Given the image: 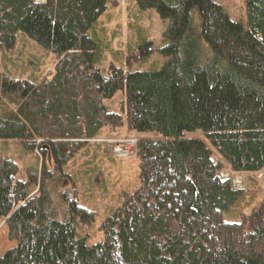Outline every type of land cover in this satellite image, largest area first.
Listing matches in <instances>:
<instances>
[{"label": "trees", "instance_id": "16d2710c", "mask_svg": "<svg viewBox=\"0 0 264 264\" xmlns=\"http://www.w3.org/2000/svg\"><path fill=\"white\" fill-rule=\"evenodd\" d=\"M141 11L171 21L158 70L128 71L96 63L101 18L112 0H0V53L23 33L56 57L41 82L3 75L0 140L40 150L41 170L26 181L0 160V225L15 247L0 264H264V203L240 223L224 216L246 197L219 177L264 171V0H246L247 26L213 0H135ZM125 94L122 113L106 104ZM156 139L138 141L140 186L103 222L104 240L89 245L75 223L94 221L68 171L104 128ZM202 133L205 140L188 138ZM38 192L31 195L30 191Z\"/></svg>", "mask_w": 264, "mask_h": 264}, {"label": "rangeland", "instance_id": "374dc122", "mask_svg": "<svg viewBox=\"0 0 264 264\" xmlns=\"http://www.w3.org/2000/svg\"><path fill=\"white\" fill-rule=\"evenodd\" d=\"M44 2V0H35ZM221 5L229 17L247 26L246 0H213ZM171 21H163L155 11H141L135 0H112L109 11L101 18L97 28V39L103 51L97 67L106 74L111 66L128 71H149L161 69L166 59L155 52L148 60H141L142 52L137 48L145 43H152L154 50L167 45L166 34ZM3 75L16 80L41 82L54 75L56 57L40 48L33 40L21 33L13 49L0 53ZM125 94L119 92L106 102L111 111L123 115L122 102ZM16 106L10 101L0 104V115L15 111ZM188 138L205 140L202 133L188 134ZM141 138H158L155 134L139 135L121 128H104L98 137L87 141L85 148L68 165V171L74 179V187L79 193L80 205L94 212V221L82 224L76 221L77 234L87 237L89 245L104 240L101 226L106 218L116 210L125 194L136 191L140 186V162L137 158L138 141ZM134 145L135 153L120 154L117 147ZM7 158L19 168L18 178L27 180L31 171L41 170L46 163L40 150L27 149L20 140H0V160ZM222 164L219 177L230 180L237 190L246 192L245 199L225 214L229 223H240L255 208L264 203V171L257 174H235L218 157ZM240 180L241 185H235ZM244 181V182H243ZM246 182V183H245ZM38 191L32 189L31 195ZM16 243L9 237L5 223L0 225V258L13 249Z\"/></svg>", "mask_w": 264, "mask_h": 264}, {"label": "bare ground", "instance_id": "6f19581e", "mask_svg": "<svg viewBox=\"0 0 264 264\" xmlns=\"http://www.w3.org/2000/svg\"><path fill=\"white\" fill-rule=\"evenodd\" d=\"M124 150L127 151L126 153L129 152L132 154V153H135L136 147L134 145L133 146L132 145H124V146H120L119 148L117 147L116 152L120 153V154H126ZM241 183L242 182L240 180H236L235 185L238 186V185H241Z\"/></svg>", "mask_w": 264, "mask_h": 264}, {"label": "crops", "instance_id": "0c3cea01", "mask_svg": "<svg viewBox=\"0 0 264 264\" xmlns=\"http://www.w3.org/2000/svg\"><path fill=\"white\" fill-rule=\"evenodd\" d=\"M46 2V0H44V2H37V3H45Z\"/></svg>", "mask_w": 264, "mask_h": 264}]
</instances>
